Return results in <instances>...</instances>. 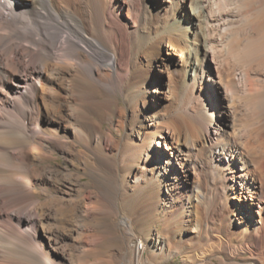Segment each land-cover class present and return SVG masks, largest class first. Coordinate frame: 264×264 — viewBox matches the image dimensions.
I'll return each instance as SVG.
<instances>
[{"label": "bare ground", "instance_id": "obj_1", "mask_svg": "<svg viewBox=\"0 0 264 264\" xmlns=\"http://www.w3.org/2000/svg\"><path fill=\"white\" fill-rule=\"evenodd\" d=\"M177 255L264 264V0H0V264Z\"/></svg>", "mask_w": 264, "mask_h": 264}, {"label": "rangeland", "instance_id": "obj_2", "mask_svg": "<svg viewBox=\"0 0 264 264\" xmlns=\"http://www.w3.org/2000/svg\"><path fill=\"white\" fill-rule=\"evenodd\" d=\"M24 1H26V0H24ZM12 2L16 3L17 0H12ZM161 77H162L161 80L164 82V81L166 80L164 74H162ZM233 195L235 196V198H233V199H234V204H235V206H237V204L239 203V199L236 197L237 194H233ZM240 200H244V199H242V196H240ZM244 201H246V200H244ZM245 207H247V206H245V205L243 204L242 208L244 209ZM241 213H242V212H241ZM233 218H234V217H233ZM233 224H234L235 226L238 225V222H237L236 219H234ZM147 227H148V226H147L146 224L143 225V228L146 229ZM232 228H233V227H232ZM186 236H188V235H186ZM133 242H134L135 245L140 246V245H139L138 238L133 239ZM186 242H189V240L187 239ZM180 257H181L180 255H177L174 259H169V260L163 261L162 264H177V263L179 262V260H180Z\"/></svg>", "mask_w": 264, "mask_h": 264}]
</instances>
